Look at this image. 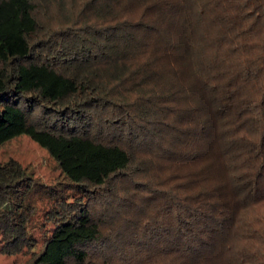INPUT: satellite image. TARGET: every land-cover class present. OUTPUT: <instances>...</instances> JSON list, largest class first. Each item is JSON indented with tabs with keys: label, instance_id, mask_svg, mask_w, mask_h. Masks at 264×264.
I'll list each match as a JSON object with an SVG mask.
<instances>
[{
	"label": "trees",
	"instance_id": "1",
	"mask_svg": "<svg viewBox=\"0 0 264 264\" xmlns=\"http://www.w3.org/2000/svg\"><path fill=\"white\" fill-rule=\"evenodd\" d=\"M57 19V23L53 22ZM0 251L32 264H264V0H0Z\"/></svg>",
	"mask_w": 264,
	"mask_h": 264
},
{
	"label": "rangeland",
	"instance_id": "2",
	"mask_svg": "<svg viewBox=\"0 0 264 264\" xmlns=\"http://www.w3.org/2000/svg\"><path fill=\"white\" fill-rule=\"evenodd\" d=\"M53 22L57 23V19L53 18ZM12 160L19 162L34 178L28 201L36 208L30 229L39 243V249L44 239V229L49 226L47 213L55 208V202L49 197L48 191L50 186L65 182L66 178L47 149L28 135H20L0 146V165ZM32 257L26 252L7 255L0 251V264H32Z\"/></svg>",
	"mask_w": 264,
	"mask_h": 264
}]
</instances>
